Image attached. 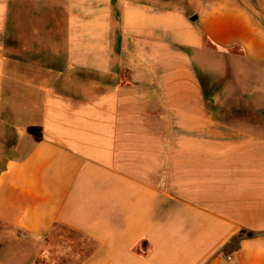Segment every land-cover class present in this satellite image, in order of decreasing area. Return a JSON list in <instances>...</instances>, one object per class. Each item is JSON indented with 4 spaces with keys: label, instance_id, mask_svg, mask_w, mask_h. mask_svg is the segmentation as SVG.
I'll list each match as a JSON object with an SVG mask.
<instances>
[{
    "label": "crops",
    "instance_id": "obj_1",
    "mask_svg": "<svg viewBox=\"0 0 264 264\" xmlns=\"http://www.w3.org/2000/svg\"><path fill=\"white\" fill-rule=\"evenodd\" d=\"M0 222L77 264H264V0H0Z\"/></svg>",
    "mask_w": 264,
    "mask_h": 264
},
{
    "label": "rangeland",
    "instance_id": "obj_2",
    "mask_svg": "<svg viewBox=\"0 0 264 264\" xmlns=\"http://www.w3.org/2000/svg\"><path fill=\"white\" fill-rule=\"evenodd\" d=\"M208 81H211L212 83L211 92L215 91L216 94L217 91L221 90L223 85L222 80L217 82V77L211 75ZM205 84L208 86L206 88L207 91H210V86L208 83L205 82ZM68 236L70 239L78 241L77 237H73V235H70L69 233ZM76 243L79 245L80 250L76 248V254L74 250L73 252L70 251L72 254L71 257L65 259L62 257L59 258L57 256L58 252L53 251L55 257L48 259L43 255L48 253V250L45 251V247L48 248L49 246L47 243H43L41 240L30 238L26 234L0 222V260L9 261L16 264H47L49 262H51L49 264H77L84 259L82 258V255L87 252V244L83 241H78Z\"/></svg>",
    "mask_w": 264,
    "mask_h": 264
}]
</instances>
